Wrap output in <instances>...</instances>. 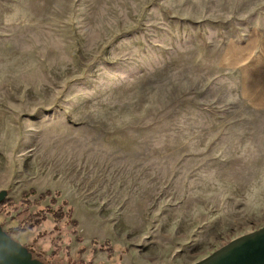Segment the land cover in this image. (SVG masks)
I'll return each mask as SVG.
<instances>
[{"label": "rangeland", "instance_id": "1", "mask_svg": "<svg viewBox=\"0 0 264 264\" xmlns=\"http://www.w3.org/2000/svg\"><path fill=\"white\" fill-rule=\"evenodd\" d=\"M0 224L46 264H193L264 227V0H0Z\"/></svg>", "mask_w": 264, "mask_h": 264}, {"label": "water", "instance_id": "2", "mask_svg": "<svg viewBox=\"0 0 264 264\" xmlns=\"http://www.w3.org/2000/svg\"><path fill=\"white\" fill-rule=\"evenodd\" d=\"M8 191H0V202ZM0 264H46L0 224ZM193 264H264V227L240 236Z\"/></svg>", "mask_w": 264, "mask_h": 264}]
</instances>
